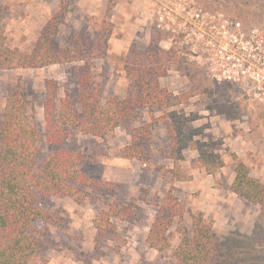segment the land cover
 Masks as SVG:
<instances>
[{
	"label": "rangeland",
	"instance_id": "rangeland-1",
	"mask_svg": "<svg viewBox=\"0 0 264 264\" xmlns=\"http://www.w3.org/2000/svg\"><path fill=\"white\" fill-rule=\"evenodd\" d=\"M110 1L0 0L7 46L27 58L39 33L64 2L68 13L59 30V44L95 49L88 55L87 66L98 83H105L104 100L124 97L129 81L116 57L132 50L163 49L169 35L157 27V0H114L116 5L108 12ZM191 1L204 11L223 14L231 31L232 22H240L245 37L238 36L224 51L212 48L208 58L191 60L180 55L161 79L162 86L184 102L165 112L196 115L187 129L204 128L198 139L210 144L225 162L215 176L208 175L198 151L186 149L179 164L189 179L174 184L175 194L184 205V226L190 231L192 215L201 212L214 222L215 236L232 264H264V214L259 206L231 191L237 164L233 154L264 182V0ZM84 64L0 68V128L7 95L24 86L41 136L40 162L55 149L79 152L84 158L83 172L102 183L99 189H85L82 204L70 198L45 201L56 221L37 224L42 245L37 264H177L174 252L181 240L177 225L169 231L171 246L162 254L147 243L176 168L164 111L155 108L158 120L148 137L139 138L145 159L125 158L122 150L152 122L147 109L140 111L138 120L121 124L105 137L79 133L57 148L48 145L44 117L48 82H57L58 102L66 95L77 100L79 68ZM108 203L134 206L136 213L131 220L112 219L115 233L96 243L94 220L107 210Z\"/></svg>",
	"mask_w": 264,
	"mask_h": 264
},
{
	"label": "trees",
	"instance_id": "trees-1",
	"mask_svg": "<svg viewBox=\"0 0 264 264\" xmlns=\"http://www.w3.org/2000/svg\"><path fill=\"white\" fill-rule=\"evenodd\" d=\"M116 2L110 1L108 12ZM68 13V6L61 2L58 11L48 20L38 35L27 58L7 46V38L1 28L0 19V68H44L56 64L84 62L79 68V98L68 95L57 100L58 84L50 80L44 102V117L47 141L51 148L65 144L72 134L105 137L121 124L136 121L140 111L147 109L151 123L146 124L132 137L130 146L122 150L125 158L145 159L139 138L148 137L158 120L155 108L168 111L182 104L161 79L168 76L171 64L180 60L179 50L173 46L166 51L155 47L145 52L130 51L116 57L123 65L128 79L124 97L114 96L104 100L105 83H98L88 65L89 50L86 45L73 48L61 46L59 30ZM158 35L154 33V38ZM168 120L167 134L172 147V158L176 168L172 172L168 189L159 212L151 224L147 243L151 249L162 254L171 246L169 231L174 225L181 240L174 256L177 264H232L225 249L213 231L214 222L201 212L192 215L191 231L184 226L185 208L175 194L174 184L188 180L182 174L179 162L188 148L198 151L202 165L208 175L215 176L225 162L211 145L198 139L204 128L187 129L197 116L187 117L176 111L165 112ZM41 136L38 125L30 113V103L24 86L9 93L6 98L0 128V264H37L42 250L38 239L39 222L53 223L55 214L48 210V199L70 198L77 204L86 200L85 189H99L102 185L83 172V155L70 149L51 151L44 162H40ZM234 168L231 191L247 202L257 205L264 214V182L251 174V169L238 160ZM135 207L121 203H108L94 220L97 231L96 243L110 238L115 233L112 219L131 220Z\"/></svg>",
	"mask_w": 264,
	"mask_h": 264
},
{
	"label": "built area",
	"instance_id": "built-area-1",
	"mask_svg": "<svg viewBox=\"0 0 264 264\" xmlns=\"http://www.w3.org/2000/svg\"><path fill=\"white\" fill-rule=\"evenodd\" d=\"M156 22L158 29L169 35L163 49L176 46L180 55L191 60L208 58L212 48L219 46L224 51L229 42L245 37L240 22H232L231 31L223 14L197 8L191 0H157ZM251 33L256 35L254 30Z\"/></svg>",
	"mask_w": 264,
	"mask_h": 264
}]
</instances>
